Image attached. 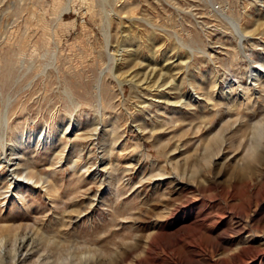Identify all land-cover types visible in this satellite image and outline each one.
<instances>
[{"label":"rangeland","instance_id":"1","mask_svg":"<svg viewBox=\"0 0 264 264\" xmlns=\"http://www.w3.org/2000/svg\"><path fill=\"white\" fill-rule=\"evenodd\" d=\"M262 127L264 0H0V264L249 261Z\"/></svg>","mask_w":264,"mask_h":264},{"label":"bare ground","instance_id":"2","mask_svg":"<svg viewBox=\"0 0 264 264\" xmlns=\"http://www.w3.org/2000/svg\"><path fill=\"white\" fill-rule=\"evenodd\" d=\"M222 14H224V13H222ZM230 21H231V19H230ZM253 21V20H252ZM232 23H234V26L235 27H237V23H235L234 21H232ZM251 30V29H250ZM236 31H237V34H238V36H239V38L242 36L241 35V32H240V30L237 28L236 29ZM212 68V67H211ZM210 72H212V71H210ZM214 72V71H213ZM257 75H260L259 73H257V74H255V76H257ZM201 76H203V74H200V77ZM205 76V75H204ZM254 76V77H255ZM261 76V75H260ZM259 76V77H260ZM191 77H192V75H191ZM259 77H256V78H252V77H250L249 76V84H254V81H255V79L257 80V78H259ZM214 79V78H213ZM220 81H223V80H220ZM228 81V80H227ZM251 81H253V82H251ZM258 81V80H257ZM209 83V81H208V79L207 80H205V77H201V78H199V79H197V81L195 82H193L192 81V83H190V82H188L189 83V87L191 88V90L192 91H189L188 93H189V95L191 96V98L192 99H196V100H198V99H201L200 97H199V94L196 92V89L198 88V87H201V89H202V93H201V96L204 98V101H206L205 99H208V96H207V92H208V90H209V86H208V83ZM259 82V81H258ZM212 83V82H211ZM223 83V82H222ZM216 84H218V82H217V80H214L213 81V86H215ZM251 86V85H250ZM253 86V85H252ZM227 87V86H226ZM228 87H230V85L228 86ZM227 87V88H228ZM255 87V86H254ZM189 88V89H190ZM249 88V87H248ZM258 88V87H257ZM256 88V89H257ZM214 89V88H213ZM251 90V89H250ZM217 91V90H216ZM223 91H224V89H223ZM222 91V92H223ZM256 91V90H255ZM213 92H215V91H213ZM218 92H220V91H218ZM188 93H186L187 95H188ZM221 93V92H220ZM219 93V94H220ZM257 93V92H256ZM226 93H224L223 95H225ZM217 95H218V93H217ZM229 95V94H228ZM241 95V94H240ZM243 95V94H242ZM226 96V95H225ZM207 97V98H206ZM202 98V99H203ZM223 98H225V97H223ZM223 98H220V99H223ZM227 98V97H226ZM246 98V97H245ZM244 99V98H243ZM193 101H195V100H193ZM223 101V100H222ZM225 101V100H224ZM227 101H229L228 99H227ZM206 103H208V101L206 102ZM226 103H228L229 104V102H226ZM230 103H232V102H230ZM213 104V103H212ZM228 104L226 105V107L228 106ZM234 104V103H233ZM206 105V104H205ZM207 106V105H206ZM214 106V105H213ZM230 106H234V105H232V104H230ZM229 107V106H228ZM212 109V108H211ZM227 109H229V108H227ZM232 109V108H231ZM231 109H229V110H231ZM224 112V111H223ZM226 112V111H225ZM230 112V111H229ZM229 112H228V115H229ZM221 114H223V113H221ZM227 115V118L229 117ZM224 116V115H223ZM231 118V117H230ZM227 120V119H226ZM226 120H222V122H224V121H226ZM236 120V119H235ZM227 124H228V127H227V125H225V123L223 124V125H225V126H221V127H226L225 129H229L230 127H232L231 126V124L233 125V123L231 122V124L229 123V122H226ZM236 124V123H235ZM264 127H262L261 128V130L263 129ZM232 129V128H231ZM223 130V129H222ZM219 131V130H218ZM218 131L217 132H214L213 133V137H212V139L211 140H213L215 143L219 140V141H221L222 140V135H221V133L219 134L218 133ZM224 131V130H223ZM226 131V130H225ZM219 135H218V134ZM259 134V133H258ZM203 139H204V136H203ZM206 139V138H205ZM208 141V140H207ZM207 141H205L204 142V144L207 142ZM260 141V140H259ZM258 140H254V142L255 143H253V144H247V146L244 148V151L242 152V154L240 155V157L238 158L239 160H236V163L235 164H237V165H234L232 168H231V174H230V176H232L234 179H236V180H245L246 178L248 179H250L251 178V174L253 173V171H255V167H254V165H252V163L251 164H249L251 161H256V162H260V161H263V157H264V146L263 145H259V142ZM250 142V141H249ZM208 143V142H207ZM224 143V142H223ZM204 146V145H203ZM219 146H221V145H219ZM217 147L216 149H213L212 150V146H210V145H207L206 144V146H205V148H204V154H203V156L201 157L202 158V161L203 162H205V161H207L208 159L210 160L211 158L213 159V163H214V160L216 159V158H218V159H222L223 157H224V154H223V152H222V150H221V147ZM236 154V153H235ZM209 163V162H208ZM260 163H262V162H260ZM211 164V163H210ZM259 164V163H258ZM257 167V166H256ZM255 168V169H254ZM10 171H12V169H9ZM10 174V173H9ZM254 177V176H253ZM252 180V179H251ZM246 181V180H245ZM244 181V183H246ZM237 182V181H236ZM239 182V181H238ZM255 182V181H254ZM252 183V182H251ZM10 187V186H9ZM262 194V193H261ZM255 195V197H256V193L255 194H253V196ZM261 197H259V199H255V200H253V204H254V206L253 207H263L264 206V194L263 195H260ZM252 197V196H251ZM250 202H252V200L250 199ZM249 204H251V203H249ZM250 206V205H249ZM252 206V205H251ZM248 207V206H247ZM257 211V210H256ZM260 210H258V212H259ZM254 212H255V210H254ZM3 229V228H2ZM1 231V230H0ZM18 232V231H17ZM17 232H13V235H16V234H18ZM10 233V232H9ZM11 234V233H10ZM19 235V234H18ZM5 236V234H2V233H0V261H3L2 260V257H4L5 255H4V250H3V248H4V246H3V243L2 242H6V241H3V238L2 237H4ZM7 236V235H6ZM23 237H25L24 238V241H26V243H28L29 242V240L31 241V239H32V236L31 235H25L24 233L21 235V237L19 238H16L15 237V239H18V242H19V246L20 245H22V239H23ZM9 238V237H8ZM5 239V238H4ZM13 239V238H12ZM28 239V240H27ZM14 240V239H13ZM16 241V240H15ZM15 241H13V242H15ZM262 241L264 242V237H263V239H262ZM17 242V241H16ZM16 244V243H15ZM18 246V247H19ZM28 246V245H27ZM21 247V246H20ZM19 247V248H20ZM14 248V247H13ZM15 248H16V245H15ZM14 248V249H15ZM18 249V248H17ZM19 251L18 252H16V253H13L12 255H11V258H12V264H18V261H21L22 259H24V257L22 256V255H19V254H21V252H20V249H18ZM17 251V250H16ZM5 252H6V250H5ZM8 252V251H7ZM7 252H6V256H7ZM14 252V251H13ZM19 255V256H18ZM26 255V254H25ZM9 256V255H8ZM20 256H22V257H20ZM256 256H258L259 258H263L264 257V250H262V251H260L259 253H254L253 255H251L250 256V258H248L247 260H249V261H246V259H244L245 260V262L243 261L241 264H251L252 262H254L255 260H254V258H256ZM259 260V259H258ZM257 261V260H256ZM259 264V263H258Z\"/></svg>","mask_w":264,"mask_h":264}]
</instances>
